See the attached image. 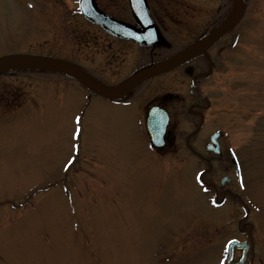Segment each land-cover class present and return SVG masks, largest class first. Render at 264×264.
I'll return each mask as SVG.
<instances>
[{
    "label": "rangeland",
    "instance_id": "rangeland-1",
    "mask_svg": "<svg viewBox=\"0 0 264 264\" xmlns=\"http://www.w3.org/2000/svg\"><path fill=\"white\" fill-rule=\"evenodd\" d=\"M46 4L0 0V54L32 48ZM248 4L214 78L230 85V113L212 119L240 160L238 196L212 204L192 183L196 164L159 168L137 108L24 78L20 107L0 110V264H222L227 239L241 238L239 198L264 264V0Z\"/></svg>",
    "mask_w": 264,
    "mask_h": 264
},
{
    "label": "flooded vegetation",
    "instance_id": "flooded-vegetation-1",
    "mask_svg": "<svg viewBox=\"0 0 264 264\" xmlns=\"http://www.w3.org/2000/svg\"><path fill=\"white\" fill-rule=\"evenodd\" d=\"M43 1L47 8L37 12L40 21L35 24L32 48L16 51L63 59L106 85H117L137 70L187 48L217 29L233 6V0ZM248 2L242 0L239 22L213 43L207 53L145 79L121 96L100 95L71 73L23 67L2 69L0 110L16 111L20 107L25 97L24 78L33 76L66 83L71 90L83 93L87 101L100 100L106 107L123 109L122 113L129 107L137 108L144 117L142 120L155 106L157 113H166L169 118L162 145H153L147 134L148 144L144 149L157 166L182 172L196 164L192 183L199 191L207 194L210 201L211 196L212 201L228 200L237 194L236 175L242 171L234 165L228 133L216 127L212 119L222 110L230 113L229 84L226 80L221 82L222 88L214 78L227 64L228 60L220 55L231 51L232 34H237V28L243 26ZM56 35L60 41L55 40ZM222 95L224 109L219 102ZM216 132H219L216 143L208 148ZM217 169L224 170L219 178L215 174ZM225 176L227 180L223 181ZM237 229L246 236L242 240L251 243L244 264H253V224L248 207L238 218Z\"/></svg>",
    "mask_w": 264,
    "mask_h": 264
},
{
    "label": "water",
    "instance_id": "water-1",
    "mask_svg": "<svg viewBox=\"0 0 264 264\" xmlns=\"http://www.w3.org/2000/svg\"><path fill=\"white\" fill-rule=\"evenodd\" d=\"M241 12V2L240 0H234L233 9L231 12L230 18L227 20L224 26L217 29L216 31L211 32L206 37L201 39L200 41L194 43L193 45L189 46L188 48L156 63H153L139 71L135 74L130 76L124 82L117 86H105L91 77L88 73L74 67L70 63L63 61L61 59L48 57V56H41L35 54H28V53H11L0 56V69L5 67H15V66H23V67H40V68H50L56 69L63 72H69L74 74L78 79H80L84 84L89 86L91 89L108 95H117L124 93L130 90L132 87L137 85L142 80L155 75L157 73L169 70L180 63L202 53L206 52L208 46H210L214 41H216L225 31L230 29L235 25V23L239 20ZM167 124L166 119H162L159 115L150 113L147 121L148 129L152 137V141L155 144H159L160 138L163 136L165 131V127ZM238 244L240 247L244 246V255L247 251L248 244L240 243L236 240L231 241L229 243L230 253H229V260L231 258V249L234 244ZM243 260L237 262L235 264H241Z\"/></svg>",
    "mask_w": 264,
    "mask_h": 264
}]
</instances>
